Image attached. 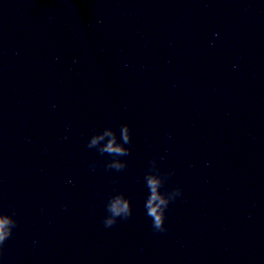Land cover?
<instances>
[{"label":"clouds","instance_id":"clouds-1","mask_svg":"<svg viewBox=\"0 0 264 264\" xmlns=\"http://www.w3.org/2000/svg\"><path fill=\"white\" fill-rule=\"evenodd\" d=\"M99 133V132H98ZM120 136L122 144L131 143L130 128L127 124L120 126ZM108 138L107 143L103 147H99L100 142ZM116 134L112 128L106 127L100 134H93L88 142L89 148H96L101 154H109L114 157L127 156L130 153L129 148L123 147L116 143ZM155 160L151 162L154 166ZM126 163H120L113 159L107 164V168L117 171L123 170ZM171 173H167L165 179ZM145 183L149 189V195L145 202L146 214L152 219V227L155 231L165 232V213L169 204L182 194V189L177 187L170 192L161 194L158 189L162 187V181L155 174L147 172L145 175ZM108 215L104 218L105 227H112L117 223L118 218L127 220L132 215L131 202L123 193L112 196L106 205ZM17 226V221L12 215L0 212V256L3 255L5 242L12 236L13 229Z\"/></svg>","mask_w":264,"mask_h":264}]
</instances>
